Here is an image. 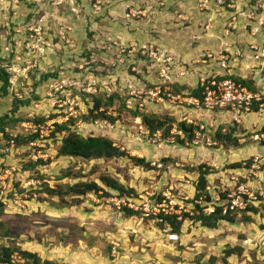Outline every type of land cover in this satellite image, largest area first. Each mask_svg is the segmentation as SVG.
I'll use <instances>...</instances> for the list:
<instances>
[{"label":"rangeland","instance_id":"obj_1","mask_svg":"<svg viewBox=\"0 0 264 264\" xmlns=\"http://www.w3.org/2000/svg\"><path fill=\"white\" fill-rule=\"evenodd\" d=\"M223 2L220 7L217 0H0V50L6 58L0 68L11 72L8 93L0 95V118L10 113L14 101L19 107L16 116L54 123L53 132L55 124H69L73 118L71 131L106 136L130 158L144 159L154 168L146 170L128 157L98 161L59 157L66 132L53 139L50 135L42 148L19 146L17 136L29 135L21 125L27 122L16 124L7 132L9 141L0 134V234L10 231L8 244L57 264H208L213 256L222 264L224 250L242 244L246 251L241 258H229L228 264H264L260 211L250 223L237 217L235 223L220 222L213 230L187 219L174 235L151 218L130 216L117 208L118 197L88 194L74 205L70 196L64 204L43 193L45 185L56 188L86 181L101 185L100 176L108 175L136 190L138 197L131 200L142 197L154 203L172 186L173 194L180 191L189 198L184 205L194 213L199 166L207 167L206 190L212 200L233 188L234 179L244 180L246 168L239 177L228 166L237 163L235 159L250 158L253 137L263 128L253 133L248 120L264 122V117L251 113L250 118L234 121L236 136L250 144L228 152L214 142L206 145L205 137L190 144L162 141L157 146L149 141L152 137L138 133L140 121L130 113L142 103V111L148 113L207 124L206 135H212L222 121L227 129L236 125L227 122L233 121L230 114L202 115L204 110L195 105L168 100L150 103L149 95L156 88L174 94V83L195 88L201 77L227 72L256 84L261 81L257 69L264 62L252 59L250 46L261 44L256 42L261 33L264 37V0ZM35 45L43 49V56L32 48ZM14 56L18 57L12 65ZM163 68H170L171 79L161 76ZM94 82L101 92L103 84L108 85V92H117L125 104L115 123L104 120L109 127L82 119L93 106L97 90L87 91ZM115 109L107 115L116 117ZM241 127L250 134L243 135ZM257 143L264 145L261 140ZM40 150L43 158L38 156ZM39 160L43 163L35 165ZM67 173L71 175L64 177Z\"/></svg>","mask_w":264,"mask_h":264},{"label":"trees","instance_id":"obj_2","mask_svg":"<svg viewBox=\"0 0 264 264\" xmlns=\"http://www.w3.org/2000/svg\"><path fill=\"white\" fill-rule=\"evenodd\" d=\"M13 53H10L9 57L13 58ZM1 50H0V62L2 61ZM3 62V61H2ZM11 62V61H9ZM45 79L46 76H43ZM222 79L223 77H220ZM225 78L232 79L242 85L246 86L251 92L253 93H261L257 86V84L251 80L250 78L245 79L241 78L240 76H225ZM9 74L7 70L3 67L0 68V95H7V90L9 87ZM99 90V91H98ZM115 91V90H114ZM172 91L174 94H183L189 95L190 97L196 98L199 100L200 103H203V95L202 90L199 88L187 87L186 85H179L178 83L172 84ZM100 91V87L97 89V93L92 95L93 106L89 110V114L87 116H83L82 119L89 121V120H108L112 124L115 123L118 119L121 118L122 113L125 111V104L122 101V98L117 92L111 93H103L98 94ZM263 94V93H262ZM26 101L25 103H28ZM17 101L13 102V107L11 108L10 113L5 114L0 118V134L4 135L6 139L9 141L8 133L9 130L11 131L14 126L18 123L27 122L16 114L19 111L18 104L16 105ZM116 108L117 116L113 117L111 115H107L108 111ZM254 112H258L257 104H253L252 106ZM132 118L139 117L141 119L142 125L147 129V131L152 135L157 131H161L162 139H166V137L171 135V130L173 125L175 124L178 131H180L184 138L180 139L179 136L175 135L176 141L180 144H190L195 139V131L199 130L201 125L200 122H195L193 124H187L185 122H179L175 118L170 116H162L153 113H148L145 111H130ZM33 121L35 123H43L42 120L34 118ZM69 124L61 123L55 124L56 130L52 132L51 139L55 137L57 133L66 132L64 134L61 141V145L57 151L59 157H72V158H80L85 161H98V160H111V159H122L128 157L130 160L134 161L136 164L146 168V170H153L150 166V162L145 161L144 159L139 158H130L124 151H121L114 145V142L106 137V136H84L75 131L70 130V126L74 123L73 118H70ZM235 125V124H233ZM223 125L218 126L216 131L209 137L211 140L216 144V148L223 147L225 149H230L232 147L238 148L240 138L235 135L237 131V124L232 128H226ZM259 134H264V127L262 131L258 132ZM18 138L15 140L19 146H25L34 142L37 138V135H29L26 136H17ZM0 157L3 155L0 154ZM166 163L168 160H162ZM42 160H39L37 164H42ZM252 163L251 159H248L244 162H237L230 164L228 167L232 170L249 168ZM34 165V166H35ZM32 168V166H30ZM198 171V181L195 185L196 195L195 199L202 198L203 202L210 203L212 201L211 194L207 192L206 187L208 185L207 176L209 175L207 172V167L205 165H201L197 168ZM71 175L70 173L65 174L64 177H68ZM244 180H242L243 182ZM98 184L95 181H86V182H78L71 185H67L65 187L56 186V188H49L47 185L44 186L43 193L50 195L51 197L58 198L62 203H66L65 197H71L72 202L74 205L81 203V197H84L88 194L99 195L101 193V197L112 198H137V192L134 189L128 188L123 183L118 181L117 179L110 177L108 175H102L99 178ZM222 197H225L223 195ZM161 200V197L158 199ZM0 206H2L0 202ZM195 211L192 216L189 214H182L181 220L177 221L175 216H158L157 220L155 218H151L155 220L157 225L159 226H166L170 229V232L174 235H178L181 231L183 222L187 219L191 220L194 223H199L202 227L207 229H216L220 222H227V223H235L237 217H240L239 221L243 223H250L253 221V215L258 213V210L253 206L247 208L245 212H228L225 215H222V208L215 207V211L210 215H205L201 212V208L199 205H195ZM121 209L125 210L130 216L139 215V212H134L129 210L126 207H122ZM197 211H200L199 214H196ZM252 213V214H248ZM3 224H0L2 227ZM11 234L10 231H6L3 234H0V239L4 240L7 243V239L10 240ZM13 254H17L22 259L25 260V264H57L53 262H49L48 260H42L36 253L28 252L21 250L17 246H12L11 244H2L0 245V261H9ZM243 255V248L241 246H236L233 248H228L224 250L223 257L221 258L222 264H228L227 260L231 257L241 258ZM219 261L216 257H211L209 259L208 264H217Z\"/></svg>","mask_w":264,"mask_h":264},{"label":"built area","instance_id":"obj_3","mask_svg":"<svg viewBox=\"0 0 264 264\" xmlns=\"http://www.w3.org/2000/svg\"><path fill=\"white\" fill-rule=\"evenodd\" d=\"M220 7L224 4L223 0H217ZM261 24V23H260ZM33 41V39H32ZM36 43H39L40 39H34ZM38 41V42H37ZM35 51L40 52V56H43V49L38 45L32 46ZM251 55L254 61H264V45L257 46L251 45ZM9 53H12V50H6ZM1 53L2 50H1ZM18 56H14L13 63H15V59ZM224 56H220L222 59ZM220 61V60H219ZM222 67L225 69L226 66L223 64ZM161 76L165 77L167 80L171 79L169 73L170 68H163L161 70ZM8 73H11L8 69ZM169 75L167 76L166 75ZM229 76L230 74L227 72L226 74L220 76H211V77H201L197 80L196 88L202 90L203 95V103H200L198 99L193 97H182L180 94H172L171 89L166 88L162 90L161 88H156L154 92H150V103L158 102L163 103L165 100L170 102H179L187 103L188 105H195V108H201L205 113H222V114H230L233 119V124L239 122V119L249 114H258L261 116L264 114V94L262 93H253L246 86L238 83L232 79L225 78V76ZM93 87L87 92L95 93L96 83L94 82ZM104 92H108V85L103 84L101 87ZM109 93V92H108ZM111 93V92H110ZM126 107L131 109L130 101L126 102ZM253 104H257L258 112H254L252 106ZM143 104L139 103L137 107H134L135 110L142 111ZM197 110V109H196ZM139 119L140 126L138 127V133L143 136H150L153 140H149L151 143H157V146H161L163 142L175 143V137L173 135H177L180 139L184 138V135L177 130L174 125L171 130V136L169 140H162L161 131H157L154 134H150L147 129L142 125L141 119ZM187 124H193V121L188 118H184L181 120ZM236 121V122H234ZM138 123V120L136 121ZM54 123L46 124V123H35L33 121L27 122L26 125L21 124L25 129V135H37V138L34 142H31V145L42 148L45 142V139L48 138L53 132ZM94 125L109 127V123L107 121H99L95 120ZM208 127L205 124H201L199 130L195 131V139L199 137H205L206 145L213 144V141L206 135L205 131H208ZM12 136V135H11ZM194 139V140H195ZM253 139L258 142L259 140L264 141V134H257L253 137ZM193 140V141H194ZM192 141V142H193ZM191 142V143H192ZM196 144V143H195ZM38 156L43 158V155L40 151H38ZM46 157V156H45ZM252 163L249 168H246L247 175L242 179H234L233 188L224 189L223 195H225V199L216 196L210 203L203 202L202 198L195 199V203L200 206L202 209L201 212L205 215H210L215 211V207L222 208V215L227 214L228 212H246L247 208L253 206L258 211L264 213V185L263 181L260 178L261 171L264 169V154L259 156H254L251 158ZM209 190V185L207 186ZM173 187L171 186L169 190L162 194L161 200H156L154 203L150 200H144L142 197L139 200H131L134 198H115L117 201L115 205L117 208L126 207L129 210L134 212H139L141 216L145 218H155L157 220L158 216H175L177 221L181 220V215L189 214L193 215V210L187 209L186 205H184V201H187L189 198L182 194V192H178L177 194H173ZM221 201V202H220ZM200 211H197L196 214H199ZM0 264H25V260L19 257L17 254H13L9 261H0Z\"/></svg>","mask_w":264,"mask_h":264},{"label":"crops","instance_id":"obj_4","mask_svg":"<svg viewBox=\"0 0 264 264\" xmlns=\"http://www.w3.org/2000/svg\"><path fill=\"white\" fill-rule=\"evenodd\" d=\"M230 28H231V26H230ZM258 38H259V40L258 41H256V42H259V41H261V44L260 45H264V37H263V33H261V35H258ZM260 45H258V46H260ZM220 58V57H219ZM247 58H250V52L249 53H247ZM259 62H264V61H259ZM247 63V62H246ZM252 63V62H251ZM255 63H257V64H259L258 62H255ZM263 65V64H262ZM223 71H225L224 69H223ZM222 71V72H223ZM257 71L259 72V74H260V77H261V81H259L258 82V84H257V86H258V88H260V90L262 91L261 93H263L264 94V67L262 66V68H260V70H259V68L257 69ZM263 76V77H262ZM241 78H245V77H242V76H240ZM7 110V109H6ZM202 115H209L208 113H204V114H202ZM256 115V114H255ZM258 115V114H257ZM252 116H254V115H252ZM251 116H248V118H250ZM257 118H263L264 116H263V114L261 115V116H256ZM191 119V118H190ZM218 120H220V119H218ZM222 120H224V119H222ZM193 121V123H195V120H192ZM220 122V121H219ZM225 122V121H224ZM223 121L221 122L223 125H225L226 123H224ZM227 122H229V123H231V125H233V122H230L229 120H227ZM248 123L249 124H253V126H254V128H253V130H251L253 133H256L258 130H261L263 127H264V122H263V120H257V119H253V120H248ZM201 124H204V123H201ZM222 124H219V125H222ZM205 125H207V124H205ZM241 130L244 132L243 133V135L245 134H250V132H249V130H245V128L243 129L242 127H241ZM236 135V134H235ZM244 141H245V139H243V143H244ZM242 143V140H240L239 141V147L238 148H236V149H239V150H243L244 149V146L245 145H249V144H243ZM253 145L255 146V150H254V152H251L248 156H250V158H252V157H254V156H259V155H263L264 154V145L262 144V145H259V143H257V142H254L253 143ZM229 151H233L231 148L230 149H228V152ZM201 153H204V151L202 150L201 151ZM204 156H205V153H204ZM240 156V155H239ZM238 156V157H239ZM224 158H227V156H225ZM250 158H248V159H250ZM248 159H245V160H241V162H244V161H246V160H248ZM224 160V159H223ZM233 161V160H232ZM235 162H240V160L239 159H235L234 160ZM233 164V163H232ZM229 165V164H228ZM232 170V169H231ZM237 172H239L240 174V176L239 177H243L244 175H243V173H244V171L245 170H243V169H241V170H239V169H237L236 170ZM260 177H261V180L263 181V185H264V169L261 171V173H260ZM209 179V178H208ZM208 181V180H207ZM216 188V187H215ZM5 243V241L4 240H1L0 239V245H2V244H4ZM242 248H243V252H245L246 251V247L245 246H243L242 244L240 245ZM232 264H234V263H232Z\"/></svg>","mask_w":264,"mask_h":264},{"label":"bare ground","instance_id":"obj_5","mask_svg":"<svg viewBox=\"0 0 264 264\" xmlns=\"http://www.w3.org/2000/svg\"><path fill=\"white\" fill-rule=\"evenodd\" d=\"M10 74V73H9ZM10 79V78H9ZM258 93V92H257Z\"/></svg>","mask_w":264,"mask_h":264},{"label":"clouds","instance_id":"obj_6","mask_svg":"<svg viewBox=\"0 0 264 264\" xmlns=\"http://www.w3.org/2000/svg\"><path fill=\"white\" fill-rule=\"evenodd\" d=\"M251 159V158H250Z\"/></svg>","mask_w":264,"mask_h":264}]
</instances>
